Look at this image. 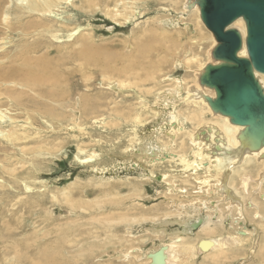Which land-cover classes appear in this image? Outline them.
Returning a JSON list of instances; mask_svg holds the SVG:
<instances>
[{
    "label": "rangeland",
    "instance_id": "obj_1",
    "mask_svg": "<svg viewBox=\"0 0 264 264\" xmlns=\"http://www.w3.org/2000/svg\"><path fill=\"white\" fill-rule=\"evenodd\" d=\"M185 2L60 0L44 19L38 13L25 18L38 23L34 24L38 32L33 31L34 35L29 37L32 43L36 38L40 43L33 55L50 54L45 56L51 58L49 69L53 76L47 87L51 89L56 84L58 98L50 99L51 93L29 96L34 100L32 108L53 109L55 116L46 117L45 121L38 112L33 114L35 139L17 141L16 146L0 139V264H146L149 260L142 256V251L156 245L147 230L138 231L139 225L164 213H178L183 200L167 190L160 194L153 182L136 178L130 169L131 158L141 157L129 150L137 143L135 131L143 130V123L153 114L140 112L141 93L136 88L118 86L117 81L131 80L123 73L124 67L143 44L166 56L164 72H174L175 64L180 76L187 73L183 65L186 58L194 55L192 71L185 74L187 81L193 80L200 62L209 61L213 39L194 12L186 17L181 15ZM10 8L12 14L26 10L15 0ZM167 18L178 19L179 25L169 27ZM19 39L14 35L4 51L8 50L10 55L20 51L21 46L14 44ZM155 93L156 89L144 93L146 101L152 102ZM18 113L21 120L26 117L24 109ZM182 137L188 140V135ZM257 168L251 167L252 177L257 176ZM161 169L171 168L166 163ZM193 181L185 187L196 186ZM253 185L254 181L249 185L250 194L246 192L248 200L254 195L264 201L260 194L252 193ZM205 198L212 206L211 198ZM261 208L264 213V206ZM226 211L223 207L211 213L213 221L224 224V236L237 235L234 229L248 235L252 230L255 235L254 222L264 223L261 216L251 218V210L243 217L229 211L232 216L237 215L236 223L241 220L248 227L239 229L238 224L232 223L231 229L227 223L231 224L230 215L224 218L229 213ZM258 229V239H264V226ZM252 236L253 233L244 237L243 245L224 259L214 261L197 251L178 264H264V256L250 250ZM191 242L196 246V240ZM133 247L141 249L132 253L136 257H121Z\"/></svg>",
    "mask_w": 264,
    "mask_h": 264
},
{
    "label": "bare ground",
    "instance_id": "obj_2",
    "mask_svg": "<svg viewBox=\"0 0 264 264\" xmlns=\"http://www.w3.org/2000/svg\"><path fill=\"white\" fill-rule=\"evenodd\" d=\"M15 1L19 2L20 8L23 7L26 10H18L12 14L10 7L13 0H0V139L13 146H16L17 141H24V139L29 141L30 138H34V121L36 118L33 114L35 112H38L45 121H47L46 117L54 116L53 109L32 108L34 100L29 98L34 94L50 96V93V99L52 96L55 97L54 99L58 98V94L56 95L54 90L56 84L53 83L51 89L47 87L52 80V70L49 69L51 58H46L45 55L50 54L45 53L39 57L33 55L35 52L33 49L39 47L40 43L38 38H36V42L32 43L29 37L34 35L33 31L38 29L35 26L38 23L29 19L33 13H38L39 18L44 19L43 16H47L60 3V0ZM184 1L186 2L181 15L186 17L194 12L198 22L205 26L201 19L199 0ZM26 17L29 19L26 20ZM165 21L171 28H176L179 25L178 19L167 18ZM231 26L242 32L243 47L239 54L248 56L245 45L247 31L244 18L236 19ZM44 29L46 31V28ZM210 33L214 41L212 40L213 44L209 49V61L200 62L193 80L187 81L185 74L192 71L190 65L196 61L194 55L191 58H186V63L183 65L188 70L187 73L180 76L179 70L174 67L175 64L173 66L174 72H164L163 66L167 59L166 56L159 49L154 48L156 52L154 53L151 51V46L149 49L143 44L136 48V57L131 56L126 61L123 73L128 74L131 80L129 78L130 81L127 79L117 81L118 86L120 84L122 87L136 88L141 93L140 98L138 97L141 101H139L140 104L138 103L142 109L140 112L153 114L146 123H143L145 124L143 130L136 129L135 139H137V143L134 148H129L130 151H133V155H141L140 158H136V156L131 158L130 169L135 172V177L143 181L153 182L156 191L159 193L167 190L166 192L173 195L176 190L187 188L185 184H192L195 180V189L201 188L203 190L201 195H206L205 197H210L212 200H210L212 206H209L206 198H198L199 190L198 195H194L195 197L189 195L193 198L192 200L181 202L180 207L178 206L180 208L178 213H176L177 211L164 213L163 216L142 222L139 225L141 229L138 231L147 230L154 238L153 243L156 245L152 249H146L147 252L142 251V256L149 259L146 264L182 263L187 256H195L197 251L204 253L203 256L207 255L214 261L218 260L219 257L226 258L229 252L243 245L244 237L246 238L248 233L238 230L237 235L232 236L228 231L229 236L222 235L221 228L224 227V224H220V221H213L211 213H217L223 207L228 212H238L242 216H246V213L250 212L248 210H251V218L252 216L258 218L261 216L264 220V213H262L263 209L261 208L264 206V201H259L254 195H251L248 200L246 194V192L249 193L250 183L254 181L255 185L251 188L253 189V191L251 190L252 193L260 194L264 198V143L258 144L248 135L245 126L232 123L229 116L214 110L208 99L215 98L216 91L200 81L201 75L206 70L205 67L209 63L218 62L213 56V48L217 44V39L214 33ZM14 35L20 37L14 44L20 45L21 50L10 55V52L4 51V49L13 42ZM182 62L179 60L178 64L182 65ZM256 75L264 88V74L256 72ZM154 89H156L154 100L152 102L146 101L145 95L153 92ZM23 109L26 111V117L21 120L18 111ZM121 118L124 117L121 116ZM136 118L138 122L139 116ZM50 121L53 122L52 119ZM163 135L166 138H163ZM181 135H188V142ZM31 149L33 148L31 147ZM166 163L171 168L169 171L161 169L165 167ZM253 166L258 167L256 177H252L250 174V169ZM200 171L201 173H199ZM113 175L115 176V174ZM179 181L182 183L180 184ZM189 186L194 190L193 185ZM166 198L168 199V197ZM204 204L205 208L202 206ZM230 212L224 218L231 216ZM218 223L222 226H218ZM227 223L230 224V222ZM260 223L263 222H254L252 225V228L253 226L256 228L255 235L249 230L251 234L253 233L250 250L256 251L262 258L264 256V239L262 236L258 239L257 236L261 231L258 229L259 226H264V223L261 225ZM138 231L135 230V233ZM201 232L204 236L200 237ZM191 240H196V246ZM137 251L141 252V249L138 247L130 248L129 252H123L121 257L129 260L130 257H136L132 253L135 254ZM114 252L122 253L118 250ZM119 261L124 260L119 259Z\"/></svg>",
    "mask_w": 264,
    "mask_h": 264
},
{
    "label": "water",
    "instance_id": "obj_3",
    "mask_svg": "<svg viewBox=\"0 0 264 264\" xmlns=\"http://www.w3.org/2000/svg\"><path fill=\"white\" fill-rule=\"evenodd\" d=\"M199 7L201 19L217 39L213 56L218 62L209 63L200 77L216 91L209 104L232 123L245 126L251 139L262 144L264 88L256 72L264 74V0H199ZM240 17L246 22L248 56L239 54L242 32L231 26Z\"/></svg>",
    "mask_w": 264,
    "mask_h": 264
},
{
    "label": "built area",
    "instance_id": "obj_4",
    "mask_svg": "<svg viewBox=\"0 0 264 264\" xmlns=\"http://www.w3.org/2000/svg\"><path fill=\"white\" fill-rule=\"evenodd\" d=\"M200 182V181H199ZM200 185V184H199ZM199 190H200V194H199V197L198 198H201L202 197V199H204V196H206V195H201L202 194V192H203V190L201 189V188H197V189H195V186H194V190H193V188H184V189H181V190H176V193H175V195H178L179 196V198L181 199V200H184L183 202H186V201H188V200H192L193 198L192 197H190L189 195H198L197 194V192H199ZM262 199H264V198H262ZM203 207L205 206V204L204 205H202ZM205 208V207H204ZM240 216L239 217H243L242 215H241V213H238ZM233 217H234V219H233ZM230 219H231V224L232 223H236L237 222V220H238V218H237V215L236 216H230ZM231 224H229V227H231ZM236 224H238V227H240L239 229H248V227L247 226H245L244 225V221H241V220H239V223H236ZM232 229H234V226H232ZM250 229V228H249ZM235 231H236V234L239 232L238 230H236V229H234ZM252 231V230H251ZM251 235V234H250ZM247 236H249V235H247Z\"/></svg>",
    "mask_w": 264,
    "mask_h": 264
}]
</instances>
